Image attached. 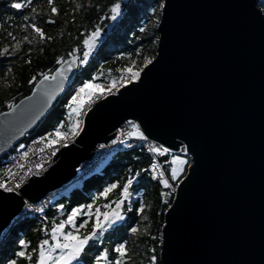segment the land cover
Returning <instances> with one entry per match:
<instances>
[{
  "label": "water",
  "instance_id": "obj_1",
  "mask_svg": "<svg viewBox=\"0 0 264 264\" xmlns=\"http://www.w3.org/2000/svg\"><path fill=\"white\" fill-rule=\"evenodd\" d=\"M260 3L164 0L157 55L140 78L91 105L80 134L58 150L43 175H33L19 192L0 189V243L28 202L72 182L98 145L134 120L151 142L173 152L186 146L192 161L165 213L160 263L264 264ZM62 67L66 78L51 79ZM79 67L78 56L68 58L0 114V159L37 128L73 85Z\"/></svg>",
  "mask_w": 264,
  "mask_h": 264
},
{
  "label": "trees",
  "instance_id": "obj_2",
  "mask_svg": "<svg viewBox=\"0 0 264 264\" xmlns=\"http://www.w3.org/2000/svg\"><path fill=\"white\" fill-rule=\"evenodd\" d=\"M158 1L161 0L132 2L129 8L131 11L124 12L123 16H117V22L111 19L113 15L111 8L113 3L119 2L125 7L122 0H114V2L112 0H62L55 4L57 13L51 12L48 1H41L40 6L36 8L35 25L45 33V38L41 40L35 31L31 40L25 35L22 39L12 42V38L8 37V41L16 46L10 47V52L4 54V56L10 55L8 59H0V114L10 110L9 104L16 105L29 96L35 85L42 79L41 73L51 76L61 65L57 63V58H62L64 62L68 58L78 56L80 67L73 85L58 99L37 128L27 134L24 141L53 132L60 125L63 132H68L69 125L77 121L79 114L70 115L66 105L85 81L90 80L95 85L112 86L120 81L121 75L129 69L131 61L140 65L146 57L153 61L152 58L157 55L159 32L156 25L152 38H156L157 42L152 47H149L150 41L142 35L141 37L138 34L134 35L130 37V40L120 35L121 38L112 37L107 44L94 45L88 50L89 55L84 60L83 40L88 37L89 30L95 27L108 32L113 26L116 30L132 29L134 20L137 17L147 16V12L154 5L156 6ZM78 3L83 6L80 8ZM260 8L264 13V0H261ZM50 19L54 23H48ZM16 34L19 35V31H16ZM81 61L84 62L81 63ZM173 156H180L188 161L176 180L171 179ZM162 160L165 161L169 183L176 188L188 173L192 163L191 157L168 153ZM151 161V155L147 152L145 144L128 150L114 151L102 167L84 179L79 186L61 192L52 199L44 215L28 216L16 224L0 247V264H7L8 259H17V264H29L28 261L16 258L14 255L15 251L20 249V239L29 242L26 251L33 256L32 264H35L36 253L32 250L38 247L42 239H48L51 245L53 243L51 227L65 220L71 209L78 206L81 207L82 214H78L76 224L65 226L66 231L76 230L80 235L86 234L91 231L97 219L104 221L105 212H117L119 209L118 212L123 217V219L114 220L110 226L106 225L103 235L94 237L88 245H85V250L77 258L79 264H96V257L105 249L108 250V259L114 260L118 255L114 249L119 243H125L126 247L123 264H153V256H155L154 264H161L165 213L169 208L168 205H172L175 193L159 181L152 179L148 171ZM2 173L3 160L0 159V177ZM136 177H139V182L130 185L136 200L132 207L128 208L125 196L122 197L121 193L124 184ZM111 183H116L117 188L104 196L99 195ZM164 193L169 195H163ZM165 200L168 201L167 204L164 203ZM117 201H121L118 209ZM141 204L144 205L143 211H138ZM87 205H91V208L85 207ZM80 223H84L85 227L79 228ZM133 227L137 228L136 233L131 232ZM75 263L77 264L76 261ZM101 264L104 262L101 261Z\"/></svg>",
  "mask_w": 264,
  "mask_h": 264
},
{
  "label": "snow or ice",
  "instance_id": "obj_3",
  "mask_svg": "<svg viewBox=\"0 0 264 264\" xmlns=\"http://www.w3.org/2000/svg\"><path fill=\"white\" fill-rule=\"evenodd\" d=\"M29 3H31V0H28ZM48 5L51 6V12L57 13V8L53 6V0H48ZM11 7L13 9H21L23 7L22 3L15 2L11 4ZM161 9L165 8V4L163 0H161V3L159 5ZM121 5L119 3H115L112 5L111 12L112 16L111 19L115 20L117 16L120 14ZM33 12L36 10L33 8ZM153 12H155V8L152 9ZM28 17H25V20H27ZM48 23H54L53 20H49ZM160 23L159 19L156 20V24L158 25ZM31 27L33 30L39 34L41 40L45 38V33L37 27L35 24H32ZM141 32L144 31V28L140 29ZM11 35V33H9ZM100 35V29L97 28L89 37H86L83 40V45L85 47L84 52V60L87 59L89 55V51L93 46L94 42L96 41L97 37ZM48 39H51V37H48ZM158 39V37H157ZM7 49H3L0 51V56H3L5 53H7ZM75 51V49H74ZM154 59V57L152 58ZM29 62L30 61H26ZM84 61H81L83 63ZM152 60L145 58L146 64H151ZM57 63H63L62 58H57ZM70 67V65H69ZM9 71L11 69L9 68ZM57 76L60 77L61 80L66 78V74L64 71V68H58L56 70V74L51 76V79L56 80ZM42 82L49 79V76L47 74L41 73ZM140 77V73L137 71H132L131 75L128 77H122V82H131L133 80H137ZM115 83V81H113ZM99 87L98 85H95L92 83V81H85L83 85L78 88L74 95L71 96L70 100L68 101L66 107L69 109V114H83L82 109L85 107H90L96 100H99L101 98V95H98L96 92L92 91V89ZM103 95H107L103 94ZM51 98V97H49ZM16 107L15 105L9 104V109H13ZM129 123L132 124L133 131L128 133H122L127 136H138L142 140H146L147 137L144 135L143 132L140 131V125L136 124L132 121H129ZM81 122L77 120L75 123L69 125V131L63 132L62 125L58 126L52 133L46 134V137H41L42 140L47 139V143L51 149V155H55L58 151V148L55 147L56 143H60L62 147L68 146V141L66 139H62V137H71V139H74L76 136L80 134L81 129ZM50 137V139H48ZM115 143V141H113ZM23 147V145H21ZM103 147V145H101ZM152 152H159L161 154L167 153L170 150L168 148H164L163 146H160L159 148L153 147L151 149ZM188 149L185 148V152H187ZM188 161L186 159L181 158L180 156H173L171 160V179L176 180L179 173H181L184 170V165L187 164ZM39 167V166H38ZM154 168L155 165H152ZM37 175H39V172H37ZM155 178V177H154ZM24 177H20V183H23ZM159 182L163 184L166 188H172L173 191H175V188L169 183L168 179H164V173L160 172V180ZM20 183H17L15 185L16 188L20 187ZM132 181L129 180L127 183L123 186V191L121 193V196H125L128 194V186L131 184ZM0 188H3L5 192H13L14 188L9 185L5 186L4 182L0 181ZM117 188L116 183H111L107 187L104 188L103 192H101L99 195L104 196L107 193H109L111 190ZM163 195H169V193H164ZM121 201H117V209L120 206ZM165 204L168 203L167 200L164 201ZM171 207V205H168ZM61 207H63L61 205ZM87 208H91V205L85 206ZM144 205L141 204L140 209L138 211H143ZM38 211H43V209H38ZM78 214H82L81 207H75L71 209V212L67 215V218L65 220H61L59 223L54 224L51 227V240L53 243L50 245L48 239H42L39 241V245L37 248H34L32 251L36 253L35 256V264H73L74 261L79 264L78 257L81 256V253L85 250V245L89 244L90 240H93L94 237L98 235H103V232L105 230L106 225L110 226L114 220L123 219V217L119 214V212H112L108 213L105 212L104 215V221L101 222L99 219L95 221V223L92 226V229L90 232H87L86 234L80 235L76 230L73 231H66L65 226L66 225H74L76 224V218ZM99 215V213L97 214ZM89 216H91V213H89ZM85 224L80 223L79 228H84ZM132 233L137 232V228L133 227L131 228ZM28 241L24 239L19 240L20 249L18 251H15L14 255L16 258H21L23 260H26L29 262V264H32L33 256L27 252L28 248ZM114 251L118 254L114 260L108 259V250L105 249L104 251L100 252V254L96 257V264H101V261L104 262V264H123V258L126 255V247L125 243H119L116 245ZM153 264L155 262V256L152 257ZM7 264H17V259H8Z\"/></svg>",
  "mask_w": 264,
  "mask_h": 264
},
{
  "label": "built area",
  "instance_id": "obj_4",
  "mask_svg": "<svg viewBox=\"0 0 264 264\" xmlns=\"http://www.w3.org/2000/svg\"><path fill=\"white\" fill-rule=\"evenodd\" d=\"M118 89H116V93ZM130 121L138 124L134 120ZM117 131L118 133L116 134L115 138H113L107 144L98 145L97 149L95 150L94 156L90 160H87L80 165L77 170L78 176L75 177L72 182L64 185L59 190L48 194L38 203L28 202V204L25 205L22 213L14 220L11 229L25 217L42 215L43 213H45V211H47V209L49 208L52 199H54L61 192L67 191L72 187L79 186L84 179L96 172L107 161L109 156L118 149L128 150L140 144H145L146 150L152 158L151 164L148 167V171L154 181L160 180V172L164 173V179H168L165 170V161L162 160L164 155L168 153H177L182 156H190L188 151L185 152L186 146H182L178 152H173L171 150L163 154L159 152H152L151 149L153 147L159 148L162 145L151 142L148 139L139 140L134 139L133 136L122 134L133 131L132 124L129 123V121L124 126L120 127ZM41 137H46V134L27 142H20L3 157V173L0 177V181L4 182L5 186L11 185L14 188V191L19 192L18 190L22 188L33 175L41 176L53 165L54 157L56 156V154L54 156L51 155V149L47 143V139L42 140ZM67 138L69 137H62V139ZM48 139H50V137H48ZM113 141H115V143H113ZM21 145H23V147H21ZM101 145H103V147H101ZM55 147L59 149L61 147L60 143H56ZM152 165H155V167L153 168ZM37 172H39V175H37ZM20 177H24L23 183H20ZM138 182L139 177H136L132 180L131 184L134 185ZM17 183H20L19 188L15 187ZM131 184H129L128 186V194L125 195V203L128 208L132 207L133 203L136 200V196L130 188ZM170 191L174 193L176 191V188L175 191L170 188ZM38 209H43V211H38ZM10 230H8L5 234L4 239L0 243V247Z\"/></svg>",
  "mask_w": 264,
  "mask_h": 264
},
{
  "label": "flooded vegetation",
  "instance_id": "obj_5",
  "mask_svg": "<svg viewBox=\"0 0 264 264\" xmlns=\"http://www.w3.org/2000/svg\"><path fill=\"white\" fill-rule=\"evenodd\" d=\"M41 1H48V0H31V3L28 2V0H0V51L3 49H7V53L10 52L9 48L16 46L8 41V37L12 38V42L18 41V39H22V37H25V35L31 40L32 34H34V30L31 27L32 24H35V12L37 11L36 8L40 6ZM62 0H53V6L55 4ZM80 1V0H76ZM124 2V0H122ZM135 0H131L128 4L124 2L123 5H126L125 7L121 5V12L122 16L124 12L131 11L130 5ZM19 2L23 4V7L21 9H13L11 7L12 3ZM114 2V0H112ZM111 4V3H110ZM114 4V3H113ZM112 4V5H113ZM79 7L81 8L83 5L78 3ZM35 9L36 11L33 12L32 9ZM121 16V15H119ZM25 17H28L27 20H25ZM141 26V25H139ZM158 27V26H157ZM100 29V28H99ZM96 30L95 27H92L89 30L88 37L91 36V34ZM16 31H19V35L16 34ZM101 35L99 39L94 42V45H103L107 44L112 40V38H107V41L103 40V37L107 35V32H104L102 29H100ZM11 33V35H9ZM14 35V37H12ZM118 38H121L119 36ZM115 39V37H114ZM19 44V43H18ZM6 54V53H5ZM10 55L8 56H0V59H8ZM73 264H76L75 261Z\"/></svg>",
  "mask_w": 264,
  "mask_h": 264
},
{
  "label": "rangeland",
  "instance_id": "obj_6",
  "mask_svg": "<svg viewBox=\"0 0 264 264\" xmlns=\"http://www.w3.org/2000/svg\"><path fill=\"white\" fill-rule=\"evenodd\" d=\"M135 1H136V2H140L141 0H135ZM135 1H134V2H135ZM163 2H164V0H163ZM160 3H161V1H158V2L156 3V6L154 5L152 8H150V10L147 12V16L137 17V18L134 20V23H135V24H133L132 29H126V28L121 29V28H119V29L116 30L115 27L113 26V27H111V28L108 30L107 35H105V36L103 37V40H104V41H107V38H108V37H109V38H112V37H117V36H120V35H124L125 37H127V38L130 40V37H133L134 35H137V34H138L139 37H141V35H142L143 38H147V39L150 41V43H149V47L154 46L155 43L157 42V40H156V38L153 39V38H152V35H153V30L155 29V27H156V25H157V24H156V20L159 19V21H160L161 10H162V9L159 7ZM153 8H155V12L152 11ZM119 15L122 16L121 9H120V14H119ZM119 15H118V16H119ZM115 21H116V19L114 20V22H115ZM117 21H118V20H117ZM117 21H116V22H117ZM139 25H141V26H139ZM157 26H158V25H157ZM141 28H144V31H143V32L140 31ZM157 29H158V28H157ZM113 35H115V36H113ZM139 37H138V39H139ZM110 41H111V40H110ZM149 49H150V48H149ZM148 59H150V58H148ZM147 65H148V64H146L145 61H144L142 64H140V65H137V64L134 63V61H131V62H130L129 69H128L123 75H121V78H122V77H125V78H126V77L130 76L132 71H137V72H139L140 75H141V71H142V69H143L145 66H147ZM139 78H140V77H139ZM137 80H138V79H137ZM137 80H133V81H131V82H134V81H137ZM131 82H126V83H124V82H122V79H120V81L116 82V83H115L114 85H112V86L98 85L99 87L92 89V91L96 92L98 95H101V98L99 99V100H101V99H103V98H105V97H107V96H109V95L116 94V89H118V88L120 87V88L117 90V91H119L121 88H123L124 86L130 84ZM106 93H107V95H103V94H106ZM99 100H96V101H99ZM96 101H95V102H96ZM95 102H94V103H95ZM94 103H93V104H94ZM93 104H92V105H93ZM88 109H89V107H85V108H83V109H82V113H83V114H79L77 120H79L80 122H82L83 117H84L85 114L87 113ZM81 125H82V124H81ZM81 128H82V126H81ZM80 131H81V129H80ZM69 139H71L70 136H69ZM68 142H70V141H68ZM61 148H62V146H61L58 150H60ZM57 152H58V151H57ZM57 152H56V153H57ZM101 167H102V166H101ZM176 189H177V187H176ZM174 193H176V191H175ZM47 210H48V209H47ZM118 210H119V209H118ZM118 210H117V212H118ZM42 215H44V213H43Z\"/></svg>",
  "mask_w": 264,
  "mask_h": 264
},
{
  "label": "bare ground",
  "instance_id": "obj_7",
  "mask_svg": "<svg viewBox=\"0 0 264 264\" xmlns=\"http://www.w3.org/2000/svg\"><path fill=\"white\" fill-rule=\"evenodd\" d=\"M67 141H70V142H72L73 141V139H69V138H67L66 139ZM69 143V142H68ZM76 188V187H75ZM65 194V193H64ZM62 194H60V196H61Z\"/></svg>",
  "mask_w": 264,
  "mask_h": 264
}]
</instances>
